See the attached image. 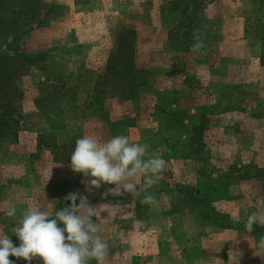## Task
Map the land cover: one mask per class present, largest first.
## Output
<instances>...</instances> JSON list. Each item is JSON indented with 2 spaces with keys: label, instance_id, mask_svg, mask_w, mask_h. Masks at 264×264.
<instances>
[{
  "label": "rangeland",
  "instance_id": "obj_1",
  "mask_svg": "<svg viewBox=\"0 0 264 264\" xmlns=\"http://www.w3.org/2000/svg\"><path fill=\"white\" fill-rule=\"evenodd\" d=\"M45 3L24 47L27 54H45V67L15 69L19 94L9 97L17 111V139L0 141V235L19 246L14 228L25 209L54 215L69 205L64 197L77 192L99 207L92 219L109 246L105 264H187L186 258L188 264H264V235L201 228L178 192H211L214 209L234 222L264 211V41L262 30L243 35L245 18L254 17L251 0H196L173 18L177 0ZM197 27L205 32V46L193 52L185 35ZM123 31L147 83L132 100L109 88L98 98L102 103L87 110L86 94L93 99L95 81ZM8 36L0 38V51ZM194 42L193 35L190 46ZM52 83L62 84L65 97L36 107L38 88ZM44 132L103 141L123 135L146 144L150 155H162L166 170L135 199L111 195L115 185L87 188L82 181L90 178L38 148ZM146 194L156 197V205L141 203ZM11 205L17 212L9 218ZM107 212L116 218L104 220Z\"/></svg>",
  "mask_w": 264,
  "mask_h": 264
},
{
  "label": "clouds",
  "instance_id": "obj_2",
  "mask_svg": "<svg viewBox=\"0 0 264 264\" xmlns=\"http://www.w3.org/2000/svg\"><path fill=\"white\" fill-rule=\"evenodd\" d=\"M193 35L192 51L198 52L204 47L200 30L194 29ZM70 167L74 173L90 178L82 181L87 188H99L104 183L115 185L108 190L111 195L127 193L135 199L158 183L166 170V161L160 154L150 155L146 144L130 143L123 135L106 141L84 135L75 142ZM137 181L141 183L138 185ZM64 199L70 201L69 205L56 210L54 215L36 206L24 210L14 228L19 246L13 244L9 235H0V264H13L9 257L28 264L33 260L42 264H89L92 260L105 264L109 246L99 235L98 223L92 219L97 217L99 207H93L86 196L77 192L67 194ZM141 203L156 205L157 200L154 195L146 194ZM16 212V206L11 205L5 215L12 218ZM107 213L104 220L111 222L116 218V213ZM257 224L264 227V211L248 215L244 228L252 232ZM261 247H264V238Z\"/></svg>",
  "mask_w": 264,
  "mask_h": 264
},
{
  "label": "trees",
  "instance_id": "obj_3",
  "mask_svg": "<svg viewBox=\"0 0 264 264\" xmlns=\"http://www.w3.org/2000/svg\"><path fill=\"white\" fill-rule=\"evenodd\" d=\"M194 1L196 0H177V4L170 8L169 17L173 18L175 11L183 12L181 7L184 4L188 6ZM250 5L254 8V17L252 21L249 20L251 17H247L244 20V38L248 37L252 30L253 32L258 30L261 32L260 30H262L263 36H260L259 39L264 41V0H251ZM43 9H47V4L44 0H0V38L4 36V33L6 36L10 34L4 43V48L0 51V141L10 139L16 141L17 139V130L15 128V124L18 122L16 118L17 111L13 108V97H9L11 93L19 94L13 80L16 76L15 69L17 67L25 69L28 67L43 69L45 67L43 66V63H46L44 62L45 54H27L24 48L25 40L32 27L36 28L34 25H37L33 18L39 15ZM7 16L9 17L7 18ZM191 28H193L192 25ZM191 28L185 35L186 38L190 34L188 40L190 50H192V46H190L189 41L193 38L194 30ZM199 30L201 36L205 34L200 28ZM126 33L123 31L118 34V43L116 42L114 51L108 56L103 73L98 76L102 81L96 80L93 86V99L89 100L90 94H86L85 108L87 110H92L95 105L102 103L98 98L109 88L110 93L116 92L122 99L132 100L137 93H140V88L146 85L145 72L135 66L132 46H130V42L125 36ZM203 42L205 46V40ZM117 80H119L118 85L113 86L114 83L117 84ZM61 85L52 83L49 84L47 89L38 88V97L34 101L36 107L42 106L45 101L52 102L54 105L58 104L65 97V94L62 93L63 87ZM64 136L59 138L53 132H44L37 136V146L38 148H46L51 151L56 160L69 163L75 142L81 137L79 133L70 136L65 134ZM178 192L183 194L182 201L195 209L201 228L212 227L220 231L230 230L251 236L264 235V227L257 224L254 225V231L247 232L244 228L245 222H234L228 216L215 210L209 201L211 192L205 194L198 190L191 191L189 188L184 187H180ZM212 193H216V190L213 189Z\"/></svg>",
  "mask_w": 264,
  "mask_h": 264
},
{
  "label": "crops",
  "instance_id": "obj_4",
  "mask_svg": "<svg viewBox=\"0 0 264 264\" xmlns=\"http://www.w3.org/2000/svg\"><path fill=\"white\" fill-rule=\"evenodd\" d=\"M44 2H45V0H44ZM46 2H47V1H46ZM56 7H58V6L56 5ZM43 29H44V28H43ZM188 260H189V259H187V258L185 259V262H186L187 264H188ZM163 261H164V260H163ZM168 261H169V263H173L171 260H168Z\"/></svg>",
  "mask_w": 264,
  "mask_h": 264
}]
</instances>
